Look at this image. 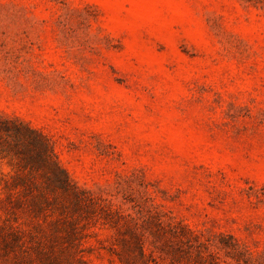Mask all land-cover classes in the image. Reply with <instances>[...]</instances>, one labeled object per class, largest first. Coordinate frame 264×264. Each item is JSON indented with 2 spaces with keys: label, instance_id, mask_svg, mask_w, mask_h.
<instances>
[{
  "label": "rangeland",
  "instance_id": "374dc122",
  "mask_svg": "<svg viewBox=\"0 0 264 264\" xmlns=\"http://www.w3.org/2000/svg\"><path fill=\"white\" fill-rule=\"evenodd\" d=\"M0 264H264V0H0Z\"/></svg>",
  "mask_w": 264,
  "mask_h": 264
},
{
  "label": "trees",
  "instance_id": "16d2710c",
  "mask_svg": "<svg viewBox=\"0 0 264 264\" xmlns=\"http://www.w3.org/2000/svg\"><path fill=\"white\" fill-rule=\"evenodd\" d=\"M46 155H47V153H46Z\"/></svg>",
  "mask_w": 264,
  "mask_h": 264
}]
</instances>
